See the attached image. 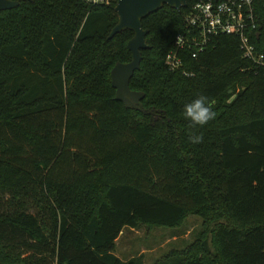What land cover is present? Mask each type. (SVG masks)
Here are the masks:
<instances>
[{
	"label": "trees",
	"instance_id": "1",
	"mask_svg": "<svg viewBox=\"0 0 264 264\" xmlns=\"http://www.w3.org/2000/svg\"><path fill=\"white\" fill-rule=\"evenodd\" d=\"M166 6L147 32L129 89L110 71L131 61L129 31L107 37L115 5L32 0L0 12V264H143L114 256L122 230L201 220L194 242L153 264H264V68L220 35L195 58L164 65L184 18ZM250 42L264 54V0ZM208 97L215 119L183 106ZM201 136L199 144L190 137Z\"/></svg>",
	"mask_w": 264,
	"mask_h": 264
},
{
	"label": "built area",
	"instance_id": "2",
	"mask_svg": "<svg viewBox=\"0 0 264 264\" xmlns=\"http://www.w3.org/2000/svg\"><path fill=\"white\" fill-rule=\"evenodd\" d=\"M91 6L110 7L119 0H82ZM264 9V5H263ZM264 17V15H263ZM185 30L174 38L175 51L167 54L164 65L169 71L181 69L178 51L193 50L191 57L203 52L216 36H235L239 41L242 57L255 66L264 68V54L250 42L256 32L259 17L253 0H201L191 7L184 18Z\"/></svg>",
	"mask_w": 264,
	"mask_h": 264
},
{
	"label": "water",
	"instance_id": "3",
	"mask_svg": "<svg viewBox=\"0 0 264 264\" xmlns=\"http://www.w3.org/2000/svg\"><path fill=\"white\" fill-rule=\"evenodd\" d=\"M32 0H0V12L14 9L19 2ZM168 7L176 12L186 8V0H119L114 8L117 23L110 31L107 39L125 31L133 34L127 43V50L131 54V61L126 64L117 63L110 71L111 87L115 91V101L120 102L126 109H137L144 94L129 89V80L135 71L139 70L141 51L147 50L145 37L147 32L142 29V20Z\"/></svg>",
	"mask_w": 264,
	"mask_h": 264
},
{
	"label": "rangeland",
	"instance_id": "4",
	"mask_svg": "<svg viewBox=\"0 0 264 264\" xmlns=\"http://www.w3.org/2000/svg\"><path fill=\"white\" fill-rule=\"evenodd\" d=\"M201 220L187 217L176 228H150L141 225L125 228L116 240L114 256L121 261L141 257L143 264H153L170 251H181L190 246L201 231Z\"/></svg>",
	"mask_w": 264,
	"mask_h": 264
},
{
	"label": "clouds",
	"instance_id": "5",
	"mask_svg": "<svg viewBox=\"0 0 264 264\" xmlns=\"http://www.w3.org/2000/svg\"><path fill=\"white\" fill-rule=\"evenodd\" d=\"M183 114L185 118L193 125L204 126L209 121L215 119V112L211 107L208 97L199 95L183 106ZM202 141L201 136L190 137V142L199 144Z\"/></svg>",
	"mask_w": 264,
	"mask_h": 264
}]
</instances>
